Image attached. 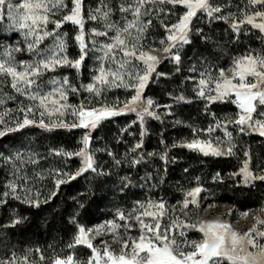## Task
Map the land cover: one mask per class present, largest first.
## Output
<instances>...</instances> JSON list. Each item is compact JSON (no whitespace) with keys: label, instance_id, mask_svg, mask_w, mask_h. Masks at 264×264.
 I'll return each mask as SVG.
<instances>
[{"label":"snow or ice","instance_id":"6c2138e0","mask_svg":"<svg viewBox=\"0 0 264 264\" xmlns=\"http://www.w3.org/2000/svg\"><path fill=\"white\" fill-rule=\"evenodd\" d=\"M253 5L259 4L264 7V0H249ZM172 5L173 8L182 6L186 9L178 21L174 24L165 25L166 40H161L160 43L164 44L166 41L168 46L163 48L162 51L169 54L174 61L179 64L181 62L180 49L183 45L191 43L190 33L192 32V20L197 16L198 12H206L207 15L214 19H225L228 17H214L213 13H220V7H213L209 0H132L131 3L125 6L121 4L120 11L130 12L133 19L128 20L126 17L123 26L116 22L110 21L111 9L107 5L96 8L94 11H89L87 17L84 13V0H71V8L65 0H20L19 3L14 4L12 0H0V19L3 18V10L7 9V17L11 21L10 27L19 31L24 37L25 48L19 46V43L13 47L8 46L0 52V77H10V87L19 93L21 96L26 97L28 100L36 102L28 106H21L18 111L24 113L22 120H17L15 127L6 125L4 117L11 114V110L7 109L0 113V125H5L0 129V137H4L12 132H18L29 126H37L46 131H52L57 128H63L71 131L76 128L83 129H96L101 121L118 116L124 113L125 109L128 111L136 112L143 124L144 116H151L159 119V116L150 111L153 101L148 99L146 103L142 101V92L149 83L151 74L155 72L156 65L160 62V58L143 51V44L141 43L144 34L147 32L148 26L152 21L149 19L147 22L141 20L142 16L150 15L148 6ZM143 9V11H142ZM159 11L163 12L161 8ZM62 14L60 19H55L57 14ZM66 13V14H64ZM87 20L104 22L105 29L100 31L92 29L90 34L93 37L103 36L109 37V32H114V35L109 37V42L100 43L98 51L103 52L101 60L109 59L117 64L115 70L110 67L100 66L97 69V74L94 75L93 80L95 83H90L85 87L88 92L101 95L102 86H115V87H132L135 89V95L130 102H126L124 108H117L115 106L108 107L102 106L100 108H88L81 104L73 106L68 103L69 93H77L78 89L75 87L67 76L60 79H50L49 84L53 85L51 90L44 91L42 87V79L47 72H54L58 67H69L76 69L78 72L81 69L85 58L90 51L85 33V23ZM259 19V22H257ZM71 23L78 27L79 31L75 37L80 49V55L76 59H71L66 55L67 44L63 39V35L58 32L63 24ZM54 25L53 29H49V25ZM244 24L251 25L252 27L264 32V11H255L252 15H245L244 19L231 24L232 29L239 33L241 26ZM133 32L136 34L133 35ZM49 37H54V49L41 50L38 46ZM31 38V39H30ZM99 43L92 40L93 47ZM173 49H176L173 52ZM27 51L39 59H34L31 63L26 61H17L14 52ZM50 53V54H49ZM118 54L121 59L117 60ZM140 60L144 64L143 72H135L127 70L129 66H134L133 61ZM179 70V69H178ZM227 71L231 72V76L226 74L225 69H220L216 77L201 73V79L198 81L196 88V95L198 98L204 99L209 103L216 102H230L235 104L239 109L237 116L227 123L235 124L240 133L256 132L261 137H264V54H247L233 60L232 67ZM157 75H163L157 73ZM127 77L128 82L125 81ZM134 81V83L132 82ZM2 82V81H0ZM11 99V97H8ZM178 101H184L185 97L180 96ZM5 100L0 98V105H3ZM22 103V102H21ZM137 103L143 105V111H137L134 106ZM38 114L39 119L29 118L30 115L35 117ZM66 115L75 117V120L69 122L63 119ZM55 116L56 119L52 120ZM45 117L48 118L46 122ZM221 123H216V128H219ZM215 129L209 127L207 132L211 133ZM199 130L193 129V132ZM143 135V133H141ZM225 134L231 139L232 134L227 132L225 125ZM90 143V135L85 134L83 137L84 147L80 151L71 153L63 150H53L56 156L73 155L81 157L83 167L77 172L73 173H60L56 170L62 178L55 181L56 188L59 189L61 185L70 183L83 173L91 170L96 172L97 169L93 166L94 161L92 155L88 152ZM183 147L190 150L201 152L205 156H221L231 155L232 149L229 147L227 152L222 151L218 146H213L211 141H203L200 139H193ZM142 147L141 143H137L132 149ZM153 155V154H149ZM247 155V153H245ZM143 157H141L142 159ZM5 161L13 162V157H4ZM15 159L19 160L21 164L25 163L20 153L15 154ZM141 159H134L132 164H139ZM161 159H166L162 156ZM29 163H37V161L29 157ZM120 163L119 160L116 161ZM13 167L16 168L15 163ZM16 171H20L16 168ZM244 175L245 183L252 181H264V175H255L249 168L248 163L245 162L244 167L240 170ZM104 175V173H98ZM18 180H24L27 183L26 176H18ZM127 180V177L123 178ZM20 187L16 181H11L7 185L9 191H5L2 195L9 196L16 200H21L23 203L31 204L35 207L40 206V200L33 199L29 195L21 197L17 189ZM26 193L31 192L30 188H24ZM201 189L199 187L193 189L188 193V196L193 197L191 201L185 200L183 207L187 208L189 203H196L195 196L199 194ZM57 193L54 191L50 197L55 196ZM49 197V198H50ZM47 203V199L44 201ZM0 203H5L0 199ZM143 211L135 217L141 225V235L138 239L129 238L122 240L120 244V254L115 255L108 246L104 248L103 257L93 247L89 238V233L93 230H86L84 227L78 228V233L74 237V243L69 247L76 245H86L92 249L93 258L87 264H99L101 258H106V264H264V245L258 246L255 237L252 235L256 233L260 237H264V231H258L254 225L248 232L240 234L233 230L227 223L220 221H208L199 226V231L203 233L201 242L193 241L191 247L194 251L184 252L179 250L175 238L169 237V229H161V224L157 218V213L149 211L150 208H157L160 210V215H163L165 205L163 202L158 204L149 202L148 207L145 208L140 204ZM131 215V214H129ZM120 220H125V213L118 212ZM141 217H152L156 222L155 224L145 223ZM20 219L13 221V226L19 224ZM111 223V222H110ZM258 224H264V221H257ZM187 226V225H186ZM111 227L116 229L120 227L115 223H111ZM130 228L131 225H125ZM191 227H196L192 225ZM99 234V229L96 230ZM184 235L183 232L180 233ZM251 248H259L258 252L249 251ZM38 251V250H37ZM14 256V254H13ZM43 260L44 257L41 256ZM27 257H25V264ZM0 264H17L13 258L11 260H0ZM53 264H74V257L72 255L66 258L57 257Z\"/></svg>","mask_w":264,"mask_h":264},{"label":"rangeland","instance_id":"374dc122","mask_svg":"<svg viewBox=\"0 0 264 264\" xmlns=\"http://www.w3.org/2000/svg\"><path fill=\"white\" fill-rule=\"evenodd\" d=\"M12 2L14 4H17L20 2V0H12ZM65 2L68 4V7L70 9L72 6L71 0H65ZM131 2L132 0H87L84 3L85 17H87L89 11H94L98 7L107 5L108 8L111 9L110 21L116 22L120 26H123L125 23V17L128 20L133 19V17L130 12L122 13L120 11V6L121 4L127 6V4ZM165 6L172 5L161 6L160 4H154L148 6L150 9L154 10L150 11V15L142 16L141 20L143 22H147L149 19H154V21L158 23L157 25H161L159 27L165 29V23L166 20H168L169 11H159V9L161 8L165 9ZM257 6L260 5H253L254 8H256ZM183 10L184 13L186 9L183 8ZM255 11H264V9H256L246 15H252ZM61 15L62 14L58 13L54 18L60 19ZM198 15H207V13L201 11L197 13V16ZM244 17L242 19H244ZM257 22H259V19H257ZM10 25L11 21L7 17V9L5 8L3 10V18L0 19V52H2L5 47H15L18 43L20 47H26L24 43V37L19 31L12 29ZM244 27L255 29L264 36V32H261L259 29H256L251 25L244 24L241 26V29H243ZM53 28L54 25L50 24L49 29L51 30ZM92 29H97L100 31L106 30L103 21H91L86 19L84 30L86 33V39L90 51L88 52V55L85 58V61L79 72L76 69L69 67H58L56 71L47 72L44 75L42 79V87L44 88V91H49L53 87V85L48 83L50 79L56 78L62 80L63 77L67 76L71 83L78 89L77 93H69L68 103L70 105L79 106L83 104L88 108H100L102 106H115L117 108H124L125 103L130 102L132 97L135 95V89L132 87L125 88L123 86H102L100 96H97L95 95V93L85 90L84 86L90 83H95L93 77L97 74V69L100 66L103 65L105 67H110L113 70H115V68L117 67V64L109 59L101 60L100 58L103 57V52L96 50L99 49L100 43L109 42V37L114 35V32H109V37H93L91 35H87L91 33ZM78 31V27L71 24L70 22L63 24L62 28L58 30V32L61 34L66 33V35H63V39L67 44L66 55H68V57L71 59H76L80 55L78 42L75 40ZM135 34L136 33L133 32V35ZM167 34L168 33L166 32L164 37L158 38L156 36L157 29H150L148 26L147 32L144 34V37L141 41V43L143 44L142 50L152 55L158 56L160 58V62L163 58H171L169 54H166L162 51L163 48L168 46L167 41L164 44L160 43L161 40H166ZM92 40L99 42L95 45V48L93 47ZM38 47L41 50L54 49V37L46 38ZM175 51L176 49H173V52ZM14 55L17 61H26L29 63H31L34 59H39V57L33 56V54L27 52L26 50L21 52H14ZM121 58V55L118 54L117 60H120ZM159 63L156 65V70ZM232 64L233 62H231L229 66L223 68L226 70V74L228 76H231V72L227 70L232 67ZM133 65L134 66H129L127 70L141 73L143 72L145 66L142 61L134 60ZM156 70L151 74L149 83L142 92L141 99L145 103L148 99H151L153 101V105L151 106L150 111L155 112L159 116V119L145 115L143 124H141L136 112L128 111L125 109L123 114L109 117L101 121L96 129H72L78 130L81 134V137L75 141L73 137H71L74 135L70 134L69 130L67 129L57 128L52 131H46L37 126H29L18 132H12L4 137H0V199L5 200L7 198H12L11 195L3 196L2 194L5 191H9L7 185L9 184V182L14 180L18 185H20V187H18L17 189V192L21 197L27 194L31 198L35 199L38 196L40 201H43L47 197H50V194L52 192L58 190L55 184L56 179L62 178L56 170H59L60 173L74 174L81 167H83L81 157L75 155H73L72 157L56 156L54 155L53 150H63L65 152L71 153L80 151V149L84 147L83 137L86 133L90 135L88 152L92 155L94 161L93 166L96 168L98 157L106 150V134H104L105 132L102 131V127L109 121L118 120V122H116V128L119 130L120 135L118 141L122 142L123 147L127 149L126 152L122 154L125 160H129V162H132L134 159H141V157H143L141 160L145 164L149 162V159H154L156 160L157 164L161 163L164 166L167 160L161 159V157L164 156L167 158L169 155L168 152L158 150L156 149V147L155 149H151L149 151H141L143 145L147 142V125L151 121H155L164 126L167 125L171 127L170 131H172V133L175 129V126L180 125V119L172 111L173 104L158 105L153 98L149 96L145 97V92L149 84L153 82V79L157 80V78H159V75L156 74ZM201 73L205 74V78L208 75L216 77L219 74V70L214 72L212 69L208 70L206 67H201L198 65L188 66L186 76L188 85L186 87V90L190 91L197 98L194 102L197 109L199 110V116L195 117L190 123H186V125H184L188 128V130L191 131V133L190 135L189 133H187V135H184V137L180 138V143H174L176 139L175 135L170 137L169 140L171 141L172 145L169 148V152H172L173 148L181 147L186 149L187 151L193 152L202 157H206L201 152L190 150L187 147L182 146L188 142H191L193 139H200L203 141H211L213 146H218L224 152H227V149L231 147L232 153H234L235 151L236 153L240 154L238 150V148L240 147H238L237 138L242 133H240L238 127L235 124L227 123V121L236 118L239 109L235 104L225 102L232 106V110H226L219 114H209L208 106L221 102L209 103L208 101L197 97L196 88L198 81L202 78ZM10 79V77H0V81H2L0 82V98H3L5 100V103L3 105H0V113L4 112L7 109H10L11 114L4 117V119L7 126L15 127L16 121L22 120L24 116V113L19 112L18 108L21 106H28L36 102L30 101L26 97L21 96L19 93H16L15 90L10 87ZM125 81L128 82L127 77L125 78ZM132 82L134 83V81ZM174 91L175 89L172 86L171 92ZM8 97H11V99H9ZM134 106L137 108V111H143L142 104L137 103ZM29 118H35L38 120L39 116L38 114L35 117H32L30 115ZM55 119L56 117L53 116L52 120ZM63 119L71 122L75 120V117L66 115ZM45 120L47 122L48 118L45 117ZM218 121L221 123V126L219 128H216L215 126ZM225 125L227 132H230L232 134L231 139H229V137L225 134ZM4 127L5 125H0V129H3ZM209 127H213L215 130L209 133L207 132V129ZM194 128L199 131L194 133ZM59 131L69 133L70 137L68 139L67 145L59 146L54 143V140H56L54 133ZM141 133H143V135ZM243 134L260 136L258 133L251 131ZM122 139H124V141H122ZM137 143H141L142 147L136 149V151L133 152L132 149ZM150 145L152 147L155 146L154 142L150 143ZM16 153H20L22 155L25 163L21 164L19 160L15 159ZM150 153L153 155H149ZM9 156L13 157V162L5 161L4 157ZM173 156L174 155L171 153V155H169L168 157L172 164L176 162V159ZM221 156L209 155V157ZM29 157L37 161V163L27 162ZM74 159L77 160L78 164L76 169L74 167V164L72 163ZM245 162L248 163L249 170L255 175H264V170H262L260 165L252 167L249 159H246L242 163L241 168L235 173L234 176L239 177V182L241 185L248 187L259 180L245 183L244 175L240 171L244 167ZM13 163H15L16 168H19L20 171H16V168L13 167ZM187 168L191 171L188 180L173 185L169 189V195H165L160 191L159 186H161L162 182L158 181L159 179H149L150 177H148V175L145 173L137 177H127V180H124V177L119 179V182L123 185L124 190L130 191V193L134 192V194H137V197L125 203L115 204V207L111 211L112 216L110 218L96 223L91 227H84L86 230H93L91 233H89V238L93 247L97 250V252L100 253L101 257H103V251L106 246H108L115 255H119L120 244L122 240H128L129 238H139V236L141 235V225L135 219V217L139 215L141 211H143V209L140 208V204H143L144 207L147 208L150 201L156 204L160 202L164 203L165 208L163 210V215H160V210L157 208H150L148 210L157 213V218L159 219V222L161 224V229L168 228L170 239L175 238V240L177 241V245L179 246V250H182L184 252L194 251V248L190 246L193 241L197 243L202 241L203 233L199 231V226L204 222H224L229 224L233 230L240 234L248 232L249 229H251L254 225H256L258 231H264V224L257 223L258 220L264 221V202L256 208H242L240 205L238 206L235 204L222 203L221 201H219L220 199L217 195V189L212 187V182H215L217 174L215 172L208 173V171L205 169L204 164L200 165L189 163L187 164ZM87 172L92 171L89 170ZM18 176H26L27 183L25 184L24 180H18ZM230 176L233 177L232 175ZM197 187H199L201 191L195 196L196 203H189L188 207L184 208V201L186 199L189 201L193 199V197L188 196V193ZM24 188H30L31 192L26 193L24 191ZM118 212H124L126 219L120 220ZM141 219H143L145 223L153 225L156 222L152 217H141ZM110 222L115 223L120 227L113 229ZM129 224L131 225V227L126 228L125 225ZM192 225H195L196 227H191ZM79 227L83 226L77 227V233ZM97 229H99V234H96ZM181 232L184 233L183 236L180 235ZM252 235L255 237L258 246L264 245V237H260L256 233H253ZM76 246H81L89 249L90 256L87 259H84L82 257H75L74 255H72L74 257V264H87V262L93 258L92 249L88 248L86 245ZM248 250L255 253L259 251V248L249 247ZM14 259L16 260L17 264H25V258L14 257ZM26 264L36 263L34 262V260H30L27 258ZM93 264H96L95 260H93ZM99 264H106V258H101ZM224 264H227V261H225Z\"/></svg>","mask_w":264,"mask_h":264},{"label":"trees","instance_id":"16d2710c","mask_svg":"<svg viewBox=\"0 0 264 264\" xmlns=\"http://www.w3.org/2000/svg\"><path fill=\"white\" fill-rule=\"evenodd\" d=\"M86 1L84 0V3ZM210 4L221 8L220 13H213L214 17L228 19H214L207 15L195 17L191 25V43L183 45L180 49L181 62L177 64L171 58H163L156 70V74L163 75H159L157 80L153 79L145 92V97L153 98L158 105L173 104L172 111L180 119V125L175 126L172 133L171 127L151 121L147 125V142L141 151L156 147L169 155L172 153L176 162L172 164L168 155L164 166L157 164L154 159H149L146 164L141 160L139 164L133 165L122 155L127 149L118 141V120L107 122L102 127L106 134V150L98 157L96 172H87L70 183L61 185L55 191L57 194L47 197V203L44 202L46 199L40 201L39 207L13 198H7L5 203H0V260L27 257L36 264H52L57 257L66 258L69 255L87 259L90 256L89 249L69 245L74 243L78 226L87 228L106 220L112 216L111 211L115 204L125 203L137 197L134 192L124 190L119 182L122 177H137L145 173L149 179H159L158 181L162 182L160 191L169 195V189L173 185L188 180L191 171L188 170L187 164H204L208 173L217 174L212 187L217 189L219 201L222 203L256 208L264 202V181H256L246 187L240 184L239 177L234 176L246 159H249L252 167L260 165L264 170V138L241 134L237 138L240 154L234 151L231 155L221 157H202L181 147L173 148L172 152H169L172 145L170 137L175 135L174 143H180V138L191 133L184 125L199 116L194 102L197 98L186 90L188 66L198 65L215 72L229 66L237 57L249 53L264 54V36L259 31L244 27L237 33L231 27L232 23L241 20L246 14L264 7L260 5L254 8L249 0H210ZM165 7L164 11H169L165 25L170 26L178 21L184 10L180 6ZM151 21L149 28L157 29L158 38L164 37L166 30L159 27L161 25H157L154 19ZM172 86L174 92H171ZM180 96H184L185 100L178 101ZM226 110H232L228 103L208 106L209 114H219ZM69 133L74 135L71 136L74 141L81 137L78 130ZM69 133L55 132L54 143L59 146L67 145ZM152 142L155 144L153 147L150 145ZM117 160L120 161L119 164L116 163ZM72 163L76 169L77 160L74 159ZM101 172L104 175H98ZM17 219L21 222L13 226V221ZM41 256L44 257L43 260Z\"/></svg>","mask_w":264,"mask_h":264}]
</instances>
